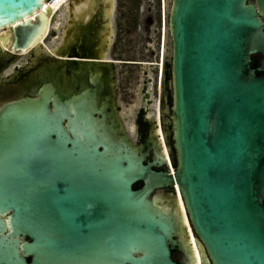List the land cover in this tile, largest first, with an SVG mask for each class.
<instances>
[{
	"label": "water",
	"instance_id": "water-1",
	"mask_svg": "<svg viewBox=\"0 0 264 264\" xmlns=\"http://www.w3.org/2000/svg\"><path fill=\"white\" fill-rule=\"evenodd\" d=\"M114 3L65 4V98L50 108L42 89L0 114V236L28 237L33 253L27 263L0 241V264H176L184 223L176 194L160 195L175 185L201 264H264V0L171 1L173 171L131 141L120 112L73 87L77 64L109 45ZM43 4L0 0L12 51L44 40ZM79 18L96 23L80 42Z\"/></svg>",
	"mask_w": 264,
	"mask_h": 264
},
{
	"label": "flooded vegetation",
	"instance_id": "flooded-vegetation-1",
	"mask_svg": "<svg viewBox=\"0 0 264 264\" xmlns=\"http://www.w3.org/2000/svg\"><path fill=\"white\" fill-rule=\"evenodd\" d=\"M171 1L172 0H170V6ZM150 4L152 5H149L146 10L148 15L147 23L154 25L157 38L155 41V48L145 44L144 51H146V48H150L151 53L154 55V60L148 62L146 59L147 56L143 54V52L140 53L139 57L134 59H123V56L117 55L115 51L114 21L112 16V35L108 47L101 55L100 51H97V53H95L96 59L81 60L84 62L77 64V73L73 87L76 88L79 95H82L84 87L88 86L90 88L89 94H94L93 103L96 108L105 109L107 111L114 108L119 115L121 108L117 101L119 89L117 82L118 68H145L147 65H153L155 67L154 84L157 100H154L155 103L152 106L153 112L147 114V106L151 103V97L147 85L149 78H147V71L144 70L143 75L147 80L145 79L143 81V86L141 87L142 105L138 106L135 112L133 129H135L137 138L141 139L137 145L142 146L145 144L144 149H149L150 154L148 159H151L153 156L154 147H157V149L168 158V155L170 157L171 148L167 138L166 126L169 122L171 125L170 113L172 101L171 104H169L168 95L172 93V88L171 79H166V64L170 62L171 70V54L169 57L165 55L164 46L166 45L165 33L168 30L170 7L168 8V0H151ZM59 22L57 28L52 27L49 32L46 33L44 43L41 42L39 45L33 46L23 52L12 51L10 49L9 40L7 39L6 41V33L8 30L0 29V45L2 44L0 46V114L10 104L24 98L37 97L42 89H47L50 93V108L53 107L55 99L61 101L68 95L73 82L71 81V74L68 71L67 49L64 48L66 47V40L62 34L64 29L63 24L66 22V13L64 9H62ZM90 26L95 27L96 23L88 22L83 18L77 19L79 42L82 38V34H84L83 31L87 30L89 32ZM94 81L98 84V90L92 91L95 88ZM156 88H158V91ZM164 147L167 149L166 153L163 150ZM167 191L174 192V190L170 188H163L160 194L161 198L165 199L163 195ZM183 229L182 233L174 237L177 244L170 247L171 258L176 264H196L188 230L186 226H184ZM0 238H2L0 240L1 242L10 243L12 248L16 249L18 254L23 256L27 263L31 261L33 253L24 255L23 250H21V243L29 241L28 237L20 235H2Z\"/></svg>",
	"mask_w": 264,
	"mask_h": 264
},
{
	"label": "rangeland",
	"instance_id": "rangeland-1",
	"mask_svg": "<svg viewBox=\"0 0 264 264\" xmlns=\"http://www.w3.org/2000/svg\"><path fill=\"white\" fill-rule=\"evenodd\" d=\"M151 0H115V8L113 14L114 34H115V51L117 55L123 56V59L137 58L143 52L147 57L148 62L154 60V55L149 47L155 48L157 32L154 30L153 24L147 23V7ZM253 1V0H250ZM170 0H168V8ZM61 18V17H60ZM154 19V17H153ZM149 26V28H148ZM142 50V51H141ZM171 54V44L169 30L166 31L165 55L168 57ZM152 58V59H151ZM153 66V65H152ZM147 65L144 67H119L118 68V97L117 101L120 104V113L127 128L131 141L137 145L140 138H137L135 129H133V119L138 106L141 102V87L143 81L149 78L148 90L151 97V103L147 106V114L152 113V106L157 100L155 93V67ZM149 67V68H148ZM147 71V78H144L143 71ZM149 72V73H148ZM158 87V85H157ZM151 89V90H150ZM158 91V88H156ZM152 94V95H151ZM155 98V99H154ZM157 104V103H156ZM161 109V103H160ZM176 192L167 191L163 195L165 199H169ZM194 234V233H193Z\"/></svg>",
	"mask_w": 264,
	"mask_h": 264
},
{
	"label": "bare ground",
	"instance_id": "bare-ground-1",
	"mask_svg": "<svg viewBox=\"0 0 264 264\" xmlns=\"http://www.w3.org/2000/svg\"><path fill=\"white\" fill-rule=\"evenodd\" d=\"M55 6H53L54 8ZM44 4L42 6V10H46L44 9ZM62 15V10H60L58 12V14L54 13L52 11V8L50 9V13H49V20H47L46 22V28H47V32H49V30L54 27V28H57V26H59V21H60V17ZM56 33V31H55ZM3 34V33H2ZM63 34V33H62ZM166 34V33H165ZM46 37V36H45ZM51 38V37H50ZM165 40V39H164ZM7 41V40H6ZM44 43V40L42 41ZM47 42V41H46ZM2 43V42H1ZM8 43V42H7ZM2 45V44H1ZM0 45V46H1ZM165 47V46H164ZM163 47V48H164ZM55 52V51H54ZM163 54V53H162ZM110 60V59H109ZM142 65V63H141ZM153 67V66H152ZM149 68V67H148ZM149 73V72H148ZM145 78V77H144ZM151 90V89H150ZM152 95V94H151ZM155 99V98H154ZM159 131V130H158ZM164 144V143H163ZM165 151V153L167 152V149L166 147H164L163 149ZM170 159L169 155H168V160ZM175 192H176V197H177V202H178V209L180 211V215H181V219L184 223V226H186L187 230H188V233H189V238H190V241H191V246H192V252H193V256H194V260L196 261V264H201V261H200V257H199V254H198V250L196 248V245H195V238H194V234H193V231H192V228H191V225L189 223V220H188V217H187V214H186V210H185V207H184V203H183V200H182V197H181V194H180V191H179V188L177 185H175Z\"/></svg>",
	"mask_w": 264,
	"mask_h": 264
},
{
	"label": "trees",
	"instance_id": "trees-1",
	"mask_svg": "<svg viewBox=\"0 0 264 264\" xmlns=\"http://www.w3.org/2000/svg\"><path fill=\"white\" fill-rule=\"evenodd\" d=\"M257 66V62L255 61L253 64H252V67H256ZM166 79L167 80H170L171 79V70H170V62L166 64ZM171 101H172V93H170V95H168V102L169 104H171ZM170 122L167 124L166 126V131H167V138H168V141H169V145H170V148H171V151H170V159H171V163H172V166L175 167L176 166V155H175V150L173 148V145H172V131L170 129ZM140 186V183H137L134 187L135 188H138Z\"/></svg>",
	"mask_w": 264,
	"mask_h": 264
},
{
	"label": "built area",
	"instance_id": "built-area-1",
	"mask_svg": "<svg viewBox=\"0 0 264 264\" xmlns=\"http://www.w3.org/2000/svg\"><path fill=\"white\" fill-rule=\"evenodd\" d=\"M69 0H44V7L46 8H49L51 9L52 8V11L56 14H58V12L60 10H62L65 6V4L68 2ZM53 6H55L53 8ZM44 8V9H45ZM168 159V158H167ZM168 167L171 171H173V166H172V163H171V160L169 159L168 160ZM174 190H175V186H174Z\"/></svg>",
	"mask_w": 264,
	"mask_h": 264
}]
</instances>
